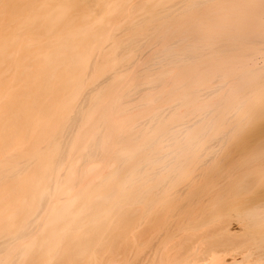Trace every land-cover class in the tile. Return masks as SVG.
<instances>
[{
	"label": "bare ground",
	"instance_id": "bare-ground-1",
	"mask_svg": "<svg viewBox=\"0 0 264 264\" xmlns=\"http://www.w3.org/2000/svg\"><path fill=\"white\" fill-rule=\"evenodd\" d=\"M88 2L0 0V264H264V0Z\"/></svg>",
	"mask_w": 264,
	"mask_h": 264
},
{
	"label": "rangeland",
	"instance_id": "rangeland-1",
	"mask_svg": "<svg viewBox=\"0 0 264 264\" xmlns=\"http://www.w3.org/2000/svg\"><path fill=\"white\" fill-rule=\"evenodd\" d=\"M87 1H89L88 3H90V4L88 5V9H89V8L91 7L92 0H91V1H90V0H87ZM95 1H96V0H94V2H95ZM136 1H137V0H136ZM138 1H139V0H138ZM132 2H133V0H132ZM134 2H135V1H134ZM134 2H133V3H134ZM83 4H84V1H83ZM83 4H82V5H83ZM92 4H93L92 7L96 6V4H95V5H94V3H92ZM84 5H85V4H84ZM86 7H87V6H86ZM86 7H84V8H86ZM92 7H91V8H92ZM97 7L100 8L99 6H96V7H94L93 9H97V11L100 10V9H98ZM99 12H100V11H99ZM117 18H119V17H117ZM117 18H116V19H117ZM113 19H115V18H113ZM140 53H141V52H140ZM135 230H136V229H134V231H135ZM138 230H139V229H137L136 231H138ZM136 231H135V232H136ZM137 233H140V232H137ZM140 236H141V235H140ZM143 238H145V237L143 236ZM143 238H142V239H143ZM110 239H111V238H110ZM110 239H109L108 241L113 242V241H111L112 239H111V240H110ZM139 239H141V238H139ZM142 239H141V240H142ZM145 239H146V238H145ZM145 239L143 240L144 242H151V240H150L151 237H148L147 241H145ZM108 241H107V242H108ZM156 241L158 242V240H155V242H156ZM116 242H117V243H116ZM116 242L114 241V244L116 243V244H115L116 247H114V246L111 247V252H110V253H111L112 255H113V253H114V255L116 254L118 258H117L116 256H115V257H116L117 260H118L121 256L126 255V254L123 253V252H124V251H123V248H126V244H124V243H123V244H122V243H119L120 245L122 244V246H120V245H118V242H120V241H116ZM137 242H138V241H137ZM137 242H136V241L133 242L134 245L131 244V245H133V246L136 248L135 250L132 249V248H133L132 246H130L129 249H131V253H132V255H136V254H138V255L140 256V255H143V252H144V250H145V246H144V245H141V246H140L141 243H140V242L137 243ZM144 242H143V243H144ZM157 242H156V243H157ZM105 243H106V242H105ZM105 243H104V244H105ZM129 243H132V242H129ZM139 243H140V244H139ZM104 244H103V245H100V246L98 247V249H99L100 247L102 248V246H103V248L105 249L104 246H106V244H105V245H104ZM112 244H113V243L108 244V245L110 246V245H112ZM118 246H119V247H118ZM106 247H108V246H106ZM139 247H140V249H139ZM109 248H110V247H109ZM104 249H103V251H102V249H100V251L104 253ZM116 249H117V251L119 250V251L121 252L120 255L118 254L119 252H117ZM141 249H142V251H140ZM121 250H122V251H121ZM132 250H133V252H134V251H135V252L133 253ZM169 250H170V249H169ZM100 251L98 250V252H100ZM109 251H110V249H109ZM109 251H108V252H109ZM115 251H116V252H115ZM139 251H140V252H139ZM105 252H107V250H106ZM110 253H109V254H110ZM173 253H175L174 250H173V251H169V254H170V255H174ZM99 254H102V253H99ZM104 254L107 255V257H105V256L103 257V258H104V259H103L104 261H105V258H109V259L111 258V257L108 256V253H104ZM104 254H103V255H104ZM103 255H102V256H103ZM118 255H119V256H118ZM99 256H101V255H99ZM99 256H98V257H99ZM129 256H131V254H129ZM115 257H114L112 260L116 259ZM65 258H66V257H64V259H65ZM67 258H68V257H67ZM67 258H66V259H67ZM123 258H124V256H123L122 258H120L119 260H122ZM68 259H70V258H68ZM100 259L102 260V257H101ZM109 259H108V260H109ZM98 260H99V259H98ZM108 260H106V262H107ZM61 261H62L63 263L65 262V260H63V259H62ZM67 261H68V260H67ZM99 261H100V260H99ZM62 262H61V264H63ZM101 262H102V261H100V263H101ZM108 262H109V261H108ZM108 262H107V264H109ZM72 263H73V262H72ZM72 263H69V264H72ZM100 263H99V264H100ZM118 263H119V262H118ZM120 263H121V261H120ZM58 264H59V263H58ZM67 264H68V262H67ZM102 264H103V262H102ZM105 264H106V263H105ZM110 264H112V263L110 262Z\"/></svg>",
	"mask_w": 264,
	"mask_h": 264
}]
</instances>
